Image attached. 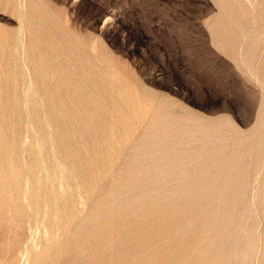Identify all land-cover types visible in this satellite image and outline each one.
I'll use <instances>...</instances> for the list:
<instances>
[{"label": "rangeland", "instance_id": "obj_1", "mask_svg": "<svg viewBox=\"0 0 264 264\" xmlns=\"http://www.w3.org/2000/svg\"><path fill=\"white\" fill-rule=\"evenodd\" d=\"M0 264H264V0H0Z\"/></svg>", "mask_w": 264, "mask_h": 264}]
</instances>
